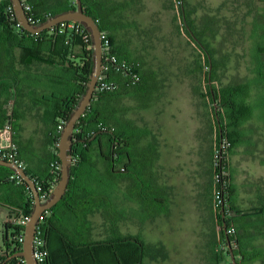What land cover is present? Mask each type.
Wrapping results in <instances>:
<instances>
[{"label": "rangeland", "instance_id": "obj_1", "mask_svg": "<svg viewBox=\"0 0 264 264\" xmlns=\"http://www.w3.org/2000/svg\"><path fill=\"white\" fill-rule=\"evenodd\" d=\"M106 2L118 6L111 15L117 39L154 78L152 89L145 90L144 95L127 93L117 103L126 134L135 135L130 143L134 158L128 170L122 164L117 167L127 171L124 176H109L107 160L95 153L94 145L93 166L87 165L96 176L88 185L94 191L92 201H104V197L107 203L114 201L121 214L117 220L119 231L139 235L150 249L144 264H230V255L220 261L219 250L228 247L216 243L214 237L219 231L212 183L217 147L213 104L205 75L199 69L201 51L181 27V3ZM254 2L255 6L253 0L185 2L198 29L204 16L210 14L215 19V34L205 36L215 49L214 56L225 63L217 69L215 84L253 83L249 102L255 106L254 114L244 124L248 141L240 142L229 156L237 211L264 201V109L260 106L264 103V85L256 80L253 55L255 7L261 2ZM10 217L15 218L0 205V238L4 222ZM59 217L63 222L67 220L62 213ZM88 219L93 239L109 236L110 222L103 209L89 213ZM69 228L65 231L73 232L76 239H88L87 222L79 220Z\"/></svg>", "mask_w": 264, "mask_h": 264}, {"label": "trees", "instance_id": "obj_2", "mask_svg": "<svg viewBox=\"0 0 264 264\" xmlns=\"http://www.w3.org/2000/svg\"><path fill=\"white\" fill-rule=\"evenodd\" d=\"M47 0H23L33 6L35 14L41 16L40 24L44 23L49 17L55 16L63 11L76 8L75 0H55L47 4ZM181 3V27L185 30L188 37L197 43L201 51L202 63L199 64L200 71L205 75V84L207 86L208 97L213 104V125L217 137V147L214 158V176L213 190L217 196V227L219 232L214 233L216 243L227 246L228 249L219 250L220 261H225L227 255H230L229 243H235L232 248L237 264H248L257 259H264L260 251L245 253L240 247L239 231L243 224L239 221L237 207L235 206L234 192L235 188L232 181L229 166V156L242 141H248V136L244 130V124L253 116L255 106L249 102L252 92L253 83L250 81H234L221 86L215 84L217 69L224 66L223 61H219L215 56V49L205 39L206 35H214L215 19L213 16L206 15L202 20V27L198 29L190 19V12L185 8L187 0H178ZM255 0L253 4L255 6ZM261 5L255 7L253 37L255 38L254 58L256 80L264 85V0H258ZM84 10L92 15L98 22L101 30H106L112 45V50L120 59L136 61L140 63L139 71L142 79L136 85H129L123 74L118 72L110 73L109 78L117 82V88L103 93L95 92L91 104L88 106L85 114L79 119L73 133L72 155L74 162L71 166V179L64 197L51 209L49 215L43 224L45 230L46 248L48 256L45 264H144L145 258L151 253L147 243L135 234H125L119 231L117 220L121 215L113 200L109 203L100 200L93 203L92 180L96 177L94 169L87 167L93 166L94 145L96 141L106 139L108 154L102 152V156L107 160V171L110 177H120L127 171H118L113 169L110 154L119 156L115 159L121 163L123 168L128 170L129 164L134 158V146L130 143L135 138L126 134L124 120L118 114L122 109L118 107L122 96L127 93L139 97L144 95L145 90H151V80L153 74L145 70L140 59L132 54L117 39L116 24L113 22L111 15L118 6L111 7L107 5L106 0H82ZM49 7L50 10H44ZM185 16V20H184ZM83 27V26H82ZM88 34V38H84ZM20 47L24 51L23 61L37 60L53 64H65L69 62L77 76L78 91L70 102H64L55 114V123L58 125L62 120L66 123L73 110L77 107L83 97L87 83L94 67L93 55V38L91 31L86 28L84 32L77 29H68L61 24L40 33L33 34L24 30L18 23L11 0H0V54H3L5 45ZM80 47L79 52H74V47ZM72 56L73 59L69 58ZM222 62V63H221ZM253 80V79H252ZM255 80V81H256ZM215 103L218 105V117L216 115ZM263 106L264 103L260 105ZM3 109L0 108L3 122L0 129L4 128L6 123L11 120L13 124V136L15 134V125L12 115H4ZM57 118H60L59 123ZM54 133V141H59L61 133ZM143 134V131L142 133ZM12 136V137H13ZM115 145L116 148H112ZM128 147H132L130 150ZM20 154V152H19ZM98 155V154H97ZM53 160L60 158L57 155ZM52 160V161H53ZM51 161V162H52ZM51 162L47 174L43 176H34L26 168V171L43 188L55 187L60 179V170L55 173L51 172ZM12 168L0 165V204L14 209L15 218L4 222V232L2 244L0 246V264L6 257L4 253L14 254L22 249V235L24 234L25 225L18 223L21 217L30 216L34 207L33 193L24 179L20 183L16 182L17 175ZM119 174L120 176H117ZM57 177V180L53 179ZM128 176V174H127ZM132 179L131 175H129ZM139 180V179H138ZM135 182V181H134ZM135 190V183L134 187ZM138 192V191H136ZM103 209L107 214L110 222L109 236L103 239H93L91 235V224L88 214L96 210ZM235 212V214H233ZM59 213H62L67 220H60ZM88 223L89 237L75 238L74 233L66 232L71 230L69 227L76 225L79 221ZM66 230V231H65ZM229 238V241H228ZM217 247V245H216ZM5 264H25L23 257H13ZM217 264H221L220 262ZM226 264V263H225ZM230 264H233L232 258Z\"/></svg>", "mask_w": 264, "mask_h": 264}, {"label": "crops", "instance_id": "obj_3", "mask_svg": "<svg viewBox=\"0 0 264 264\" xmlns=\"http://www.w3.org/2000/svg\"><path fill=\"white\" fill-rule=\"evenodd\" d=\"M46 2L51 4V0ZM44 10L49 11L50 8L47 6ZM4 47V53L0 54V108L4 110V115H12L15 125L13 139L18 143L20 158L27 170L34 176H43L59 151V141L53 140L57 125L55 114L59 112V107L65 109L62 100L68 103L77 95L76 72L67 63L24 62L22 48L10 44ZM74 52H79L77 46ZM59 120L57 118L58 123ZM2 122L0 114V124ZM259 202L248 205L244 211L238 210L236 216L243 218L239 219L243 224L239 231L241 249L245 253L260 251L264 255V201L261 199ZM2 206L9 211L10 216L14 215L13 208ZM9 220L13 219H6ZM236 258L241 257L238 255ZM248 264H264V259Z\"/></svg>", "mask_w": 264, "mask_h": 264}, {"label": "water", "instance_id": "obj_4", "mask_svg": "<svg viewBox=\"0 0 264 264\" xmlns=\"http://www.w3.org/2000/svg\"><path fill=\"white\" fill-rule=\"evenodd\" d=\"M76 8L63 11L55 16L49 17L44 23L35 25L32 24L27 16L24 8L23 0H11L15 17L19 25L33 34L40 33L44 30L50 29L54 26H58L64 21H77L83 23L92 34L93 38V55H94V67L87 83V89L78 103L77 107L73 110L68 120L64 125V129L61 132L58 143V156L61 161L60 179L58 180L51 197L47 201H42L39 190L36 186L35 180L30 176L26 169L18 166L15 162L0 159V165L8 166L15 170L30 187L33 198L34 207L31 215L28 218L24 228V240L22 249L7 256L6 260L2 263L5 264L9 259L13 257H23L25 264H40L35 256L34 239L40 216L46 210L53 208L66 194L68 185L71 179V166L73 163L72 146H73V133L76 128V124L79 119L85 114L88 106L91 104L92 98L95 94L96 85L99 76L102 73L103 58V42L101 38V28L96 19L88 14L83 7L82 0H75ZM185 20V16H184ZM69 65V62H66ZM63 65V64H61ZM216 115L218 117V105L215 103ZM229 241V238H228ZM230 253L233 264H237L236 257L232 251V245L229 243Z\"/></svg>", "mask_w": 264, "mask_h": 264}, {"label": "built area", "instance_id": "obj_5", "mask_svg": "<svg viewBox=\"0 0 264 264\" xmlns=\"http://www.w3.org/2000/svg\"><path fill=\"white\" fill-rule=\"evenodd\" d=\"M24 8L27 13L29 21L32 24L39 25L41 21V16L34 13L33 6L30 3L25 2ZM60 24L64 28L77 29L78 31H82V32H84V29L87 28L83 23L77 21H64L61 22ZM84 38L87 39L88 34H84ZM101 38L103 42L104 62L102 65V73L98 78L95 92L103 93L117 88L118 85L117 82L109 78L110 73L113 72H118L123 74L129 85L138 84L142 79L141 73L139 71L140 63L136 61H128L126 59H120L118 55L112 50L109 34L106 30H101ZM64 125L65 122L62 120L57 125V132L61 133L64 129ZM13 129L14 128L11 120H9L6 123L4 128L0 129V159L15 162L18 166L25 169V163L20 158L18 143L12 137L14 133ZM73 162H74V157H73ZM56 170H61V162L59 163L58 160H53L51 162V172L55 173ZM12 178H16L17 183H20L21 180L23 179L19 174L12 176ZM53 179L57 180V177L53 176ZM36 186L39 190L42 201H47L51 197L52 192L55 188L53 186L44 189L42 185H38L37 183ZM48 215H49V211L46 210L43 213V215L40 216L37 230L35 233V239H34L35 256L40 264H45L46 258L49 254L48 249L46 248L45 230L43 227L45 219L47 218ZM28 218L29 216L21 217L18 220V223L21 225H25L28 221ZM23 240H24V234L22 235V242Z\"/></svg>", "mask_w": 264, "mask_h": 264}, {"label": "flooded vegetation", "instance_id": "obj_6", "mask_svg": "<svg viewBox=\"0 0 264 264\" xmlns=\"http://www.w3.org/2000/svg\"><path fill=\"white\" fill-rule=\"evenodd\" d=\"M107 142L108 141H106V139L96 141L97 151H95V149H94L95 153H97L98 155H102V152H105V154H108V149H107V146H106ZM112 148L114 150V148H116V146L113 145ZM109 157L111 159V162H112V165H113V167H112L113 169H116L118 171L123 170V168L122 169L121 168H117L118 166L121 165V163L115 161V159H117L119 157V156H117V154H113L112 153V154L109 155Z\"/></svg>", "mask_w": 264, "mask_h": 264}]
</instances>
